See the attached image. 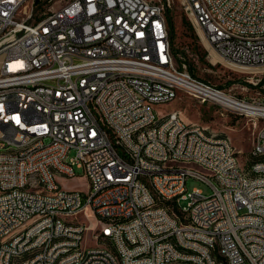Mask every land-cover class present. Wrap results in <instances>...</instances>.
<instances>
[{
	"label": "built area",
	"instance_id": "2783aa9c",
	"mask_svg": "<svg viewBox=\"0 0 264 264\" xmlns=\"http://www.w3.org/2000/svg\"><path fill=\"white\" fill-rule=\"evenodd\" d=\"M173 2L0 0V73L6 74L0 85V264L28 247H45V254L27 264H115L105 246H79V239L104 237L116 238L125 264H168V258L264 264V178L241 177L227 137H207L180 112L156 121L157 112L143 104V97L181 96L175 83H186L235 114L240 106L264 114V101L190 71L170 34ZM180 2L211 58L212 49L247 72H264V0ZM23 72H31L30 83L7 86L8 76ZM74 78H81L80 87H73ZM34 80L43 87L33 88ZM147 118H155V127L142 132ZM253 140L260 149L251 158L264 155V127ZM5 145H26L27 153L2 156ZM164 156L203 159L219 168L220 179L165 164ZM77 169L88 180L86 191L59 181V172L79 175ZM190 178L212 192L189 190ZM24 181H36V190L19 192ZM38 186H46V194H38ZM48 188L59 198H48ZM94 188H101L98 199H91ZM192 202H199L198 212H191ZM120 213L134 214V222H122ZM61 214H75L80 225L61 223ZM81 215L96 225L81 223ZM153 233H161V242L151 243ZM169 234L197 255H182ZM125 238L137 239V246H125ZM139 250H152V258L137 259Z\"/></svg>",
	"mask_w": 264,
	"mask_h": 264
},
{
	"label": "rangeland",
	"instance_id": "374dc122",
	"mask_svg": "<svg viewBox=\"0 0 264 264\" xmlns=\"http://www.w3.org/2000/svg\"><path fill=\"white\" fill-rule=\"evenodd\" d=\"M169 14L174 29V43L185 53L184 56L188 61V66L191 65L194 68L197 76L209 80L218 86H223L228 90L231 89L232 93L250 101H264V72H247L243 68L240 69L223 60L221 56L218 59H214L213 56L211 58L209 50L201 41L186 12L183 10L180 0H174L169 9ZM183 20L188 22V24H184ZM258 78L261 80L258 84H254V82L258 81ZM244 83L249 87L248 90H243L240 87V84ZM181 92V96L170 102L155 104L154 110L157 114L165 116L174 109H180L181 118L186 123L198 122L207 129L209 128V131L228 134L239 152V159L243 167L247 169L251 161L250 151L253 147V138L256 130L249 118L245 115L228 111L222 105L208 101L202 102L183 91ZM221 110L227 111L228 115H225ZM77 173L79 175L59 176V181L63 187L68 189L88 190L86 176L80 175L83 174V170L77 169ZM194 187L203 189L207 194L212 192L210 186L205 182L190 178L188 180V188L192 190ZM186 203L184 200L183 204ZM81 219L96 225L95 220L90 218V216L81 215ZM86 240V244L89 246L99 244L98 239Z\"/></svg>",
	"mask_w": 264,
	"mask_h": 264
},
{
	"label": "bare ground",
	"instance_id": "6f19581e",
	"mask_svg": "<svg viewBox=\"0 0 264 264\" xmlns=\"http://www.w3.org/2000/svg\"><path fill=\"white\" fill-rule=\"evenodd\" d=\"M199 4H206V0H199ZM212 56L219 58L215 51L211 49ZM242 69L243 67L237 66ZM6 74L0 73V85H5ZM31 72H23L22 76H8L7 86H14L15 88H22L23 83H30ZM161 82H169V75H161ZM81 86V78L73 79V87ZM43 80H34L33 88H42ZM176 92H185L187 95L198 99L202 102H216L215 95H203L201 92H197L194 88H188L186 83H175ZM179 96H170L169 98H155L150 101V97H143V104H150V110H154V105L157 103L170 102ZM224 106L228 111L235 112L234 107L225 106V104H217ZM242 110L237 111L238 114L245 115L254 125L255 135L264 127V114L263 111L258 108H252L250 106H240ZM181 113V110L174 109L165 116H159L156 113V121H163V118H173L175 114ZM192 125H196L199 128H205V134L209 138H223L227 137V143L230 147V160L234 162L236 170H239V174L243 178L256 179L264 178V171L255 170L252 171V167L264 166V155L256 156L251 158L248 168L245 169L239 159V152L228 134L224 135H213L209 130L198 122H192ZM155 127V118H147L142 122V132H151V129ZM260 140H253V147L250 151L251 154L259 153ZM27 153L26 145H5L2 147V156L21 155ZM164 163L172 166L188 167L190 170H194L196 174H202L204 177H212L213 179H220V171L217 167H211L210 163L203 161V159L188 158L183 156H164ZM59 176H74L70 172H59ZM36 190V181H24L19 185V192H32ZM38 194H46V186H38ZM98 195H101V188H94V192H91V199H98ZM4 197V190L0 189V198ZM48 198H59V191L55 188H48ZM144 210H151V203H144ZM199 211V202L191 203V212ZM83 216V215H82ZM86 216V215H85ZM90 216V215H87ZM120 220L122 222H134V214L120 213ZM61 223H67L69 225H80V218L75 214H61ZM81 223H87L81 219ZM99 244L93 246H105V252L108 253L109 257L114 259L115 264H125V255H123L120 246L116 245V238L104 237L98 238ZM161 242V233H153L151 235V243ZM168 242L173 246H181L182 255L193 256L197 255V248L189 245H182V239L178 234H169ZM216 242H223V235H216ZM86 239H79V246H89L86 244ZM125 246H137V239L125 238ZM45 254V247H28L25 251H15V256H7V264H16V258L18 264H27L28 261H33L36 255ZM152 258V250H139L137 251V259L147 260ZM168 264H182L181 258H168Z\"/></svg>",
	"mask_w": 264,
	"mask_h": 264
},
{
	"label": "trees",
	"instance_id": "16d2710c",
	"mask_svg": "<svg viewBox=\"0 0 264 264\" xmlns=\"http://www.w3.org/2000/svg\"><path fill=\"white\" fill-rule=\"evenodd\" d=\"M168 15H170L169 14V11H168ZM169 21H170V34H171V36H172V39H173V41H174V29H173V24H172V22H171V18H169ZM183 23L184 24H188V22H186V21H184L183 20ZM190 25V24H189ZM175 44V43H174ZM175 49H176V51H178V52H181L182 53V55L184 56V52L183 51H181L176 45H175ZM185 57V56H184ZM189 69H190V71L193 73V74H196L195 73V71H194V68L190 65L189 66ZM221 87H223V86H221Z\"/></svg>",
	"mask_w": 264,
	"mask_h": 264
},
{
	"label": "crops",
	"instance_id": "0c3cea01",
	"mask_svg": "<svg viewBox=\"0 0 264 264\" xmlns=\"http://www.w3.org/2000/svg\"><path fill=\"white\" fill-rule=\"evenodd\" d=\"M180 110V109H179ZM221 112H223L225 115H228V113H227V111H223V110H221ZM230 113V112H229ZM208 130H209V128H208ZM209 132H211L213 135H224V134H226V133H220V132H217V131H215V132H212V131H209Z\"/></svg>",
	"mask_w": 264,
	"mask_h": 264
}]
</instances>
